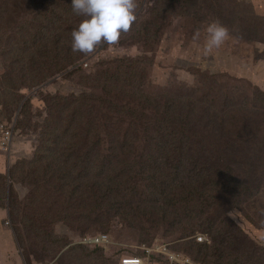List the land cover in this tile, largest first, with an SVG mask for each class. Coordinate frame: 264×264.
<instances>
[{
    "label": "rangeland",
    "instance_id": "1",
    "mask_svg": "<svg viewBox=\"0 0 264 264\" xmlns=\"http://www.w3.org/2000/svg\"><path fill=\"white\" fill-rule=\"evenodd\" d=\"M25 1L33 7L38 2L0 0V74L15 76V84H8L10 94L5 93L6 83L0 86V124L11 132L7 144L0 139V173L5 175L0 177V209L10 210L2 221L16 230L26 264H118L121 255L152 245H168L196 259V249L202 246L195 244L194 236L204 235L211 243L203 227L212 224L209 214L217 211L230 245L216 253L202 251L206 257L196 260L264 264V152L247 162H235L232 156L229 168L239 175L233 180L224 172L228 178L223 181L237 182L241 193L229 199L224 211L216 210V200L198 204L196 218L186 208L198 202L193 189L207 172L201 163H209L208 152L201 151L200 157L196 153L198 161H169L171 155L157 135L158 127L165 130L158 120L162 114L184 118V123L174 121L190 134L205 132L206 122L211 128L216 121L209 118H215L223 123L218 148L239 142L238 153L243 155L250 145L256 147L254 139L259 142L254 152L264 148V0H136L139 20L121 34L119 43L98 45L84 56L71 53L69 57L77 59L61 71L50 65L45 42L35 49L30 38L45 21L43 12L47 31L57 26L64 32L67 20L74 18L69 0H39L38 8L31 9L35 15L22 5ZM32 18L31 28L20 31L18 24ZM153 19L158 22L149 21ZM213 21L224 25L229 37L206 54V29ZM196 33L198 40L193 38ZM125 58H142L138 70L145 71L139 86L155 99L153 108L118 90L107 87V96L101 91L106 73L113 76L108 86L129 88ZM30 75H37V83ZM86 90L96 91L95 96L74 119L97 116L99 124L89 140L86 131L80 134L68 125L71 104L63 100L65 109L55 111L46 99L49 94L81 95ZM232 95L234 108H228ZM249 101L251 108L261 106V130L254 133L257 122L240 138L238 124L230 130L225 122L233 120L232 113L240 117L238 108ZM129 112L137 117L126 121ZM123 120L139 124V139L135 129L117 127L116 121ZM146 136L157 137L152 143ZM177 163L184 164L182 169L170 167ZM189 193L196 201L187 203ZM193 226L199 229L182 234ZM98 234H106L109 242L81 244Z\"/></svg>",
    "mask_w": 264,
    "mask_h": 264
},
{
    "label": "trees",
    "instance_id": "2",
    "mask_svg": "<svg viewBox=\"0 0 264 264\" xmlns=\"http://www.w3.org/2000/svg\"><path fill=\"white\" fill-rule=\"evenodd\" d=\"M36 1L38 2L34 5V7L29 4L27 5L26 1L21 2V3L30 12V14L35 15L37 14V12L31 9L38 8L39 0H36ZM69 2L71 6L72 0H69ZM15 4L19 5V3H17L16 1H15ZM1 10L2 8L0 7V11ZM71 10H72V6H71ZM135 14H137V11ZM141 14H142V8H141ZM40 15L44 16L45 21H43L40 24L39 30L35 33V35L31 36L30 41L32 43V46L35 47V49L39 47L40 44L45 42V44L43 45V48H44V51L46 53V56H47V59L50 65L54 67L56 70L61 71L65 69L66 67H68L69 65H72V64H67V63H70L71 61L73 60L75 61L77 59V56L71 55L69 57V54L74 53L71 48V33L74 29L78 27L79 23L84 18L77 16L76 14L73 13L74 18L67 20L70 24L65 27L64 32H62L60 28H58L57 26L47 31L46 30L47 24H45L47 18L44 12L43 14L41 13ZM136 17L137 19L135 23H133V25H135L139 20V16H136ZM49 20H51V18H49ZM33 21H34V18L21 21L18 24L19 30L20 31L28 30L29 28H31V23ZM149 21L158 22V20H155V19L149 20ZM72 22H73V25L71 26ZM152 42H155V40L151 42H147V43L151 44ZM75 54H78L80 56L85 55L83 53H75ZM35 58L36 59L32 61V63L34 64L38 62L37 57ZM141 60L142 58L140 59L125 58L124 61H122V62L128 63V69L130 71L126 75L127 81H130L129 77H131V82H130L131 84L129 88H127L128 90L124 86H118L116 84L114 86H108L107 79L113 76L112 75L107 76V73H106L103 76L101 91L107 96V87L112 90H118L119 92L127 93L130 96L132 95L135 98L137 97L144 105L153 108L152 106H153L155 99L146 95L145 92L143 91V88L139 86V83H141L139 82V79H143V72L145 71L143 69L140 71L138 70V67L140 65L139 63L141 62ZM62 62H65V63H62ZM30 77H31L30 78L31 82L37 83V81H35L34 79L35 77H37V75H30ZM14 79H15V76L12 74V72H3L2 74H0V86L2 87L3 83L7 84L6 88H4L5 93L9 92L10 94L11 88L8 86V84L9 83L15 84L13 82ZM137 81H138V84H137ZM95 93L96 91L94 90H89V91L86 90L82 92L81 95L71 94L70 96H65L61 94H57V95L49 94L46 97V99H48L51 102V105L54 106L55 111L65 109L66 105L63 102V100H66L69 104H71V106H69L70 109L68 111L72 114V116L67 117L69 119L68 125L72 123L75 128L74 131H77L80 134L86 131L88 133V135H86L87 140H89V133L91 129L93 127L98 126L99 124L97 116H94L93 118L88 119V120H83L84 114H82L78 119L75 120L74 115L77 111L82 109L85 105H90L92 98L95 96ZM186 97H187L188 102L192 101V99L189 96H186ZM252 99L253 98H251L250 100ZM262 101H263V98H262ZM251 103L252 101L244 102V104H242V106L238 108V110L241 113L240 117L237 116V114L232 113L230 114L229 117L232 118L233 120L229 122H225L228 128H230V130L231 129L233 130L235 126L238 124L236 131L241 132L240 138H245V134H249L250 132H252L251 129H247V126H251L257 122L258 124L255 125L254 133H260V130H261V127H260L261 125L259 122V120L261 119V115H260L261 112L259 111L261 109V106L256 105L254 108H251L250 106ZM185 104L189 105V103H184V105ZM231 105H233V108H234L233 95L231 96V102L227 103V107L230 108ZM263 106H264V103H263ZM113 107L118 108L117 105ZM127 109L129 108L127 107ZM119 111L124 112V110L122 109ZM90 113H94L93 106H91L90 108ZM162 115L164 116L162 118L158 117V120L161 121V126L165 128L167 132H165L164 129L158 127L157 135H159L160 138H162V146L166 147L171 155L169 158V161H185V160H190V158L193 161H198V159H196V157L194 156L196 155V153H197V157H200L201 151L204 150L206 153L208 152V155L205 158L208 160L209 163H201L202 164L201 167L203 171H207V172L203 173L204 175L203 180L198 182L196 184V188L193 189L194 197L198 199V202L193 197H191L189 193L187 203H192L193 201H196V203H194L191 207L186 208V209H189L191 212H193L194 216H196L197 218L200 215V211L196 210L198 208V204L208 203L213 200H216L217 201L216 210H218L221 207L222 210L224 211L225 208L228 206L229 199H233L236 194L241 193L240 191L241 187L237 188V182L230 181L229 179L226 182L223 181V177L228 178V176L225 173L233 175V180L236 179V175H239L237 174L236 169L229 168L231 163H233L232 162L233 158L235 162H240V161L247 162L248 159L250 160L249 156H253L254 154H258L259 157H262L260 155H263L264 148H262L257 153L254 152L255 150H257V147L259 145V142L256 141L257 139H254V142H253L256 147L250 145L251 150L246 151L243 155H240L238 153V150L240 148L239 142L237 143V145H235V147H233L230 144H226L224 147L218 148L220 146L221 139H222L220 136L221 132H219V125H222L223 123L222 124L220 123V119L209 118V119H214L216 121L215 125L211 126L210 128L209 121H207L206 122L207 130L205 132H198V133L193 132L190 134V133L184 132L183 129H181V127L174 121L176 120L180 123H184L186 121L184 118L182 117L174 118V116L167 115V114H162ZM108 117L110 118L111 116H108ZM136 117L137 116L132 115L129 112L127 113L124 120L130 121V120L135 119ZM200 117H203V115H201ZM124 120L120 123L116 121L117 127L127 126V127H130L131 129H135L138 132L137 139H139V124L138 123L127 124ZM81 123H83L86 126V129H82ZM225 123H224V126L226 125ZM194 130L196 131L197 128H194ZM156 137L157 136L155 137L146 136V138L152 143H153V139ZM121 138L122 140L125 139L124 137H121ZM243 140H246V139H243ZM116 141H118V139ZM235 144H236V141H235ZM147 157L153 158V155L147 154ZM220 158L221 160H219ZM183 166H184L183 163L170 164V167H173L177 170L182 169ZM213 166L215 167V169L213 171V174H211V170ZM219 166H220V171H218ZM173 173L176 174V171L174 170ZM177 174H179V172H177ZM0 177L3 178L5 177V175L0 173ZM10 177L13 178L12 171H11ZM224 195H228L229 198L224 197ZM223 201L226 202V205H223ZM211 215L213 218V221L211 222L212 224L205 225L203 227V229H208V231L210 232L211 243L208 240L201 242V243L197 241L195 242V244H198V246H202L196 249L197 251L196 259L200 261H202L206 257V254H204L202 251H207V254H208L210 250H213V252L216 253V252L222 251V248L225 249L227 245H230L229 241L231 240V238L226 232V227L223 224L220 214L217 211L218 216L215 213L209 214V216ZM219 219L223 227L220 225ZM197 229L199 228L193 226L191 229L187 231H186V228H184L181 232L182 234L189 235L190 233L194 232Z\"/></svg>",
    "mask_w": 264,
    "mask_h": 264
},
{
    "label": "clouds",
    "instance_id": "3",
    "mask_svg": "<svg viewBox=\"0 0 264 264\" xmlns=\"http://www.w3.org/2000/svg\"><path fill=\"white\" fill-rule=\"evenodd\" d=\"M72 11L83 17L71 33V48L74 53H93L98 45L119 43L121 33L130 30L136 21V0H72ZM205 53L219 48L228 39V29L213 21L207 26ZM199 39V33L194 35Z\"/></svg>",
    "mask_w": 264,
    "mask_h": 264
},
{
    "label": "built area",
    "instance_id": "4",
    "mask_svg": "<svg viewBox=\"0 0 264 264\" xmlns=\"http://www.w3.org/2000/svg\"><path fill=\"white\" fill-rule=\"evenodd\" d=\"M10 129L0 124V139L3 145L10 140ZM8 225L10 221L7 219ZM195 239L201 243L207 241L204 235H196ZM109 242L106 234H98L91 238H86L81 244L86 246H104ZM118 264H201L191 255L177 251L168 245H152L142 247L140 252H128L118 259Z\"/></svg>",
    "mask_w": 264,
    "mask_h": 264
},
{
    "label": "crops",
    "instance_id": "5",
    "mask_svg": "<svg viewBox=\"0 0 264 264\" xmlns=\"http://www.w3.org/2000/svg\"><path fill=\"white\" fill-rule=\"evenodd\" d=\"M9 214V209L6 212L0 209V264H26L16 230L2 221Z\"/></svg>",
    "mask_w": 264,
    "mask_h": 264
}]
</instances>
